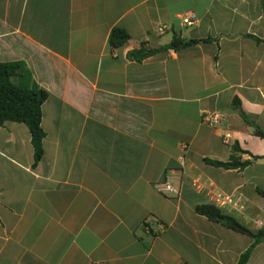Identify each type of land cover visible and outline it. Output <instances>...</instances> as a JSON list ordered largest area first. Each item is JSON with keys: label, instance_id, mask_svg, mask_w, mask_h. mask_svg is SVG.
I'll return each instance as SVG.
<instances>
[{"label": "crops", "instance_id": "crops-1", "mask_svg": "<svg viewBox=\"0 0 264 264\" xmlns=\"http://www.w3.org/2000/svg\"><path fill=\"white\" fill-rule=\"evenodd\" d=\"M113 27L129 34L118 47ZM175 34L199 41L133 58ZM0 61L47 91L35 164L27 126L0 125V264H237L253 237L196 206L264 227V139L249 122L264 132V0H0ZM233 144L249 164L211 162ZM246 264H264V242Z\"/></svg>", "mask_w": 264, "mask_h": 264}, {"label": "trees", "instance_id": "trees-1", "mask_svg": "<svg viewBox=\"0 0 264 264\" xmlns=\"http://www.w3.org/2000/svg\"><path fill=\"white\" fill-rule=\"evenodd\" d=\"M129 39V34L122 28L113 27L108 36L111 47H118ZM199 39H186L178 34L173 35L171 41L157 48H146L140 45L132 51V56L140 61L144 57L159 51L168 49L178 50L197 43ZM22 67L21 61H0V125L5 121H16L24 123L30 132L31 144L33 146V157L35 164L43 153L42 139L45 135L41 127V105L47 97V91L40 88H29L16 85L11 78L19 75ZM236 103V102H235ZM238 105V103H236ZM253 133L264 139V132L254 123ZM236 144L231 146V154L228 161L211 160L214 165L225 168H242L251 162L250 159L241 161L240 153H244ZM251 159L258 158L257 155H250ZM264 197V193L261 192ZM199 214L207 216L209 219L217 221L233 230L246 233L253 237V243L240 255L237 264H246L252 249L260 242H264V227L258 230H251L244 226L236 218L223 213L213 204H200L196 206Z\"/></svg>", "mask_w": 264, "mask_h": 264}, {"label": "built area", "instance_id": "built-area-1", "mask_svg": "<svg viewBox=\"0 0 264 264\" xmlns=\"http://www.w3.org/2000/svg\"><path fill=\"white\" fill-rule=\"evenodd\" d=\"M196 20H197L196 14L193 12L184 13L181 17L182 24L185 26H189V25L194 24L196 22ZM165 28H166L165 25H158L157 32L162 33L165 30ZM201 120L208 125L214 126L220 122L221 118H220V115L217 111H204L201 115ZM223 138H224V141L227 142L228 141V134H224ZM193 185L196 187H200L201 181L199 179H195L193 181ZM155 186H156V189L158 191L165 193V194H167V193H172V194L178 193V189L174 185H172L170 183V181H168V180H163L161 182H158ZM222 199H224L228 202L232 201L231 197H225V196H222L219 192H216L215 193V200L217 202H221Z\"/></svg>", "mask_w": 264, "mask_h": 264}]
</instances>
